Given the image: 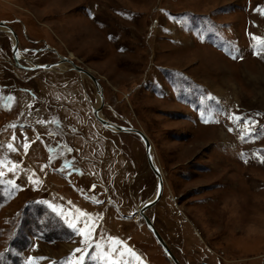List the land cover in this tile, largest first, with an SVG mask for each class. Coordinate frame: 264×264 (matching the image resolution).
<instances>
[{
	"label": "rangeland",
	"instance_id": "1",
	"mask_svg": "<svg viewBox=\"0 0 264 264\" xmlns=\"http://www.w3.org/2000/svg\"><path fill=\"white\" fill-rule=\"evenodd\" d=\"M0 21L27 59L0 27V264H173L139 214L142 138L96 118L87 76L34 68L64 57L150 139L146 214L181 264H264V0H0Z\"/></svg>",
	"mask_w": 264,
	"mask_h": 264
},
{
	"label": "water",
	"instance_id": "2",
	"mask_svg": "<svg viewBox=\"0 0 264 264\" xmlns=\"http://www.w3.org/2000/svg\"><path fill=\"white\" fill-rule=\"evenodd\" d=\"M2 26H5L9 30V32H11L14 35L15 40H13L14 42L12 44L13 45L12 49H13V53H14V59L16 61V65H17V64H19L20 59H24L22 56H19L18 37L16 36V34L12 30V28H10V26H6V25H4L3 22L0 21V27L2 28ZM62 62L70 63L72 66L69 69L75 70V71L79 72L80 74L89 77L94 82V84L96 85V88L99 91V94L102 96V98H101V102H100L99 107L95 108L94 114H95L96 118L103 125H105L106 127L110 128L111 130H114V131L133 132V133L138 134L142 138V140L145 144V147H146V156H147L149 166L158 179V189H157L156 195L150 201H147L145 204H143L141 206V208L139 209V214L144 218L149 230L152 232V234L155 236V238L158 240V242L164 248L166 254L171 257V261L173 262V264H181V262L178 260V258H176L174 256V254L172 253V251L168 248V245L166 244L164 238L162 237L160 232L155 227L154 223L151 221V219L146 214V211L158 202V200L161 198L163 191H164L163 175H162L160 169L158 168V166L156 165L154 158L152 156V145H151L150 139L148 138L146 133H144L142 130H140L138 128L114 124V123L108 121L107 119H105L101 113V109H102V106L104 104V94H103V90H102L100 81L90 71H88L87 69L83 68L82 66H80L78 64H75L68 57H64L61 59V61H58V62L39 64V65H36L34 68L43 69V70L52 69L53 67L59 66L60 63H62Z\"/></svg>",
	"mask_w": 264,
	"mask_h": 264
},
{
	"label": "snow or ice",
	"instance_id": "3",
	"mask_svg": "<svg viewBox=\"0 0 264 264\" xmlns=\"http://www.w3.org/2000/svg\"><path fill=\"white\" fill-rule=\"evenodd\" d=\"M254 39L260 40L262 44H264V39L259 38V37H254ZM237 58L236 56H233V59ZM238 119V118H237ZM204 123H209V121L207 119L204 120ZM261 163H264V159L261 160ZM0 175H3V173H0ZM53 211H55V209H53ZM70 228H72L74 231H76L77 233L80 232V230L76 227L75 224H71L69 223L68 225ZM88 235H91V232L89 231ZM87 240H85V243L87 244ZM97 247H99V245H97ZM81 251L80 249H77V252ZM116 251H118L117 249H113V253H115ZM86 259L85 256H81L79 259V264H82V262Z\"/></svg>",
	"mask_w": 264,
	"mask_h": 264
},
{
	"label": "crops",
	"instance_id": "4",
	"mask_svg": "<svg viewBox=\"0 0 264 264\" xmlns=\"http://www.w3.org/2000/svg\"><path fill=\"white\" fill-rule=\"evenodd\" d=\"M4 96V99H3V105H6V106H10V104H9V101L7 100V98L9 97L8 95H3ZM4 103H7V104H4ZM22 103H23V99H22ZM25 103V102H24ZM6 106H4V107H6ZM40 110H41V108H40ZM39 110V111H40ZM32 111H34L35 113H34V117H38V115L39 116H42V114L43 113H41V111H40V113H39V111H38V107H35V108H33L32 109ZM44 124H47V122H44Z\"/></svg>",
	"mask_w": 264,
	"mask_h": 264
},
{
	"label": "trees",
	"instance_id": "5",
	"mask_svg": "<svg viewBox=\"0 0 264 264\" xmlns=\"http://www.w3.org/2000/svg\"><path fill=\"white\" fill-rule=\"evenodd\" d=\"M198 29H200V28H198ZM196 30H197V29H196ZM197 34H198L199 39H200L201 41L206 39V34H205L204 31H202V32H198V31H197ZM219 49H220V48H219ZM220 51H222V52H228V51H226L225 49H220ZM225 55H226V54H225Z\"/></svg>",
	"mask_w": 264,
	"mask_h": 264
},
{
	"label": "bare ground",
	"instance_id": "6",
	"mask_svg": "<svg viewBox=\"0 0 264 264\" xmlns=\"http://www.w3.org/2000/svg\"><path fill=\"white\" fill-rule=\"evenodd\" d=\"M62 63H63V64H62ZM62 63H60V65H59V67H61V64H62L61 70H65L66 67H69L68 64H67L66 62H62ZM69 65H71V64H69ZM71 66H72V65H71ZM71 66H70V67H71ZM99 98L101 99L102 96H100ZM57 155H58V154H57ZM155 195H156V193H155ZM155 195H154V196H155ZM154 196H153V197H154ZM153 197H152V198H153ZM152 198H151V199H152ZM151 199H150V200H151ZM150 200H149V201H150ZM169 257H170V256H169ZM170 258H171V257H170Z\"/></svg>",
	"mask_w": 264,
	"mask_h": 264
},
{
	"label": "flooded vegetation",
	"instance_id": "7",
	"mask_svg": "<svg viewBox=\"0 0 264 264\" xmlns=\"http://www.w3.org/2000/svg\"><path fill=\"white\" fill-rule=\"evenodd\" d=\"M13 58H14V55H13ZM14 61H15V59H14ZM21 61H26L25 59H20V62ZM19 62V63H20ZM63 64V63H62ZM62 64H61V67H62ZM70 64V63H69ZM69 68H71V67H66L65 69H69ZM37 70H39V71H45V70H43V69H37ZM85 76V75H84ZM89 78V77H88ZM101 96V95H100ZM202 264H206L205 262H202Z\"/></svg>",
	"mask_w": 264,
	"mask_h": 264
}]
</instances>
